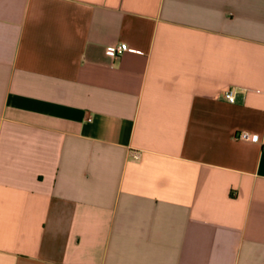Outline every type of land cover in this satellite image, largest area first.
Here are the masks:
<instances>
[{"label": "crops", "instance_id": "0c3cea01", "mask_svg": "<svg viewBox=\"0 0 264 264\" xmlns=\"http://www.w3.org/2000/svg\"><path fill=\"white\" fill-rule=\"evenodd\" d=\"M240 130L264 0H0V264H264Z\"/></svg>", "mask_w": 264, "mask_h": 264}, {"label": "built area", "instance_id": "2783aa9c", "mask_svg": "<svg viewBox=\"0 0 264 264\" xmlns=\"http://www.w3.org/2000/svg\"><path fill=\"white\" fill-rule=\"evenodd\" d=\"M131 48L127 43L113 44L109 46L108 51L113 55H119L124 51H130ZM224 98L229 102H236V96L234 89H229L224 93ZM235 137L239 140L250 141V142H260L264 145V133L258 134L248 130H240L237 132Z\"/></svg>", "mask_w": 264, "mask_h": 264}]
</instances>
